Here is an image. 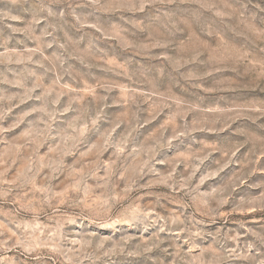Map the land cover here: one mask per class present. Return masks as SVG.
<instances>
[{"label": "rangeland", "instance_id": "1", "mask_svg": "<svg viewBox=\"0 0 264 264\" xmlns=\"http://www.w3.org/2000/svg\"><path fill=\"white\" fill-rule=\"evenodd\" d=\"M0 264H264V0H0Z\"/></svg>", "mask_w": 264, "mask_h": 264}, {"label": "bare ground", "instance_id": "2", "mask_svg": "<svg viewBox=\"0 0 264 264\" xmlns=\"http://www.w3.org/2000/svg\"><path fill=\"white\" fill-rule=\"evenodd\" d=\"M41 213H43V211H42V212H35V214H37V215H39V214H41Z\"/></svg>", "mask_w": 264, "mask_h": 264}]
</instances>
